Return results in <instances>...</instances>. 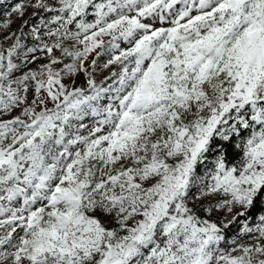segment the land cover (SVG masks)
<instances>
[{"label":"snow or ice","instance_id":"6c2138e0","mask_svg":"<svg viewBox=\"0 0 264 264\" xmlns=\"http://www.w3.org/2000/svg\"><path fill=\"white\" fill-rule=\"evenodd\" d=\"M29 5L18 0L9 15L23 16ZM31 6L59 13L41 19L45 27L59 24L48 31L57 40L43 47L72 62L57 69L61 59L52 56L13 77L19 37L0 51V116L25 105L21 115L0 119V264H264V0ZM154 16L174 18L169 27L143 22ZM69 38L83 47H63ZM97 48L110 56L104 67L121 66L108 87L84 65ZM78 72L89 77L87 89L68 90L62 74ZM32 81L36 99L28 103ZM37 104L45 106L38 111ZM89 115L98 118L90 130L83 123ZM230 145L239 153L231 163ZM217 149L214 168L199 176ZM197 184V199L224 197L201 209H226L231 219H203L189 206ZM253 213L258 222L250 226ZM240 217L253 242L225 252V229ZM18 229L22 235H14Z\"/></svg>","mask_w":264,"mask_h":264},{"label":"rangeland","instance_id":"374dc122","mask_svg":"<svg viewBox=\"0 0 264 264\" xmlns=\"http://www.w3.org/2000/svg\"><path fill=\"white\" fill-rule=\"evenodd\" d=\"M18 0H0V51L7 52V49L10 48L13 44L16 43L17 37H19L20 48L17 49V55L13 57L14 63L20 65L17 70H14L13 77L22 76L29 69L39 70L41 65L48 64L52 56L58 57L61 59V63L55 65L54 67L57 69L63 68L65 63H71V57L63 56L61 49L54 48L52 54L47 53L46 49H44V44H48L51 46L56 40V36H49L48 31L50 29H55L59 27V24H48L45 27L41 24V19L45 22L52 19L53 16L59 15L58 12H50L41 8H36L31 6V4H35L36 0H30V5L27 7V10L24 12L23 16L19 14L9 15L11 12V7L17 3ZM94 2H100V0H94ZM47 3L51 7L58 8L60 6V0H47ZM182 5H176L175 8H179ZM88 15L85 17V20L89 23L95 20L94 9L90 6L88 9ZM134 14V13H131ZM196 14L195 10L192 13ZM173 16H167L165 21H160L158 17H148L143 18V22L151 24L154 28L158 27H169L171 19ZM79 19V18H77ZM10 21V23H8ZM27 21V24L24 23ZM33 28H37L38 32H33ZM69 28L72 31H76L75 24L70 25ZM83 37H81L82 39ZM110 37L105 36L104 40L107 42ZM120 47L127 48L130 45L120 40ZM63 47H69L71 49H81L83 45H80L76 40L73 39H63L62 40ZM29 48L36 49L35 52H28ZM97 52L102 53L100 56H97ZM35 56L36 59L33 61L32 57ZM110 56L104 49L97 48L93 52L88 54V57L84 60V65L88 68L89 72L92 73V78H94L97 84H101L103 82L104 87H108L110 84H113L116 77H113V73H119L121 70V66L119 63H114L108 65V67H104L107 64ZM96 60L97 65L95 71L92 70V61ZM63 82L67 85L68 90H71L73 87H82L87 89V79L89 78L83 72L72 73V74H62ZM34 81L30 82V89L27 93V102L30 103L32 100L36 99V93L34 90ZM15 87V85H14ZM46 95V94H44ZM101 105H106L108 103L107 97L101 99L99 102ZM24 104L14 108L10 112L4 113L0 116V119H13L15 116L21 115L23 112ZM45 105L37 104V110L39 111ZM46 106L48 108H53L54 103L49 99L46 101ZM24 118V117H22ZM98 119L96 117H92L91 115L85 117L83 123L88 126V130H90L95 125V120ZM77 123V122H73ZM231 123V122H230ZM78 126V124H77ZM22 130V129H21ZM88 130H82L83 135L88 134ZM10 139V137H9ZM218 154V150H214L213 152L208 154V159L205 160L202 164H200L197 168V174L201 177L205 175L206 172L211 171L215 165V159ZM239 159V158H238ZM235 162V161H234ZM199 185L194 186L189 193V206L193 207L194 210L197 211V214L203 219H209L220 223L221 221L227 222V220L231 219V215L226 211V209H219L209 214L206 211L201 209V206L209 207L215 206L217 201L223 199V194H212L209 196H201L197 199L199 195L198 192ZM4 217H0L3 219ZM105 222L109 227H118L116 221L111 216H102ZM244 222V218L240 217L233 224H231L227 229H225V240L221 241L219 247L225 252H229L235 254L232 250L236 248L238 244H251L253 239L250 235H246L241 233V227ZM255 222H258V214H255L253 217L250 216L248 223L250 226H254ZM3 229H0V235H3ZM123 234V233H122ZM14 235H22V232L18 229L17 233ZM235 241V243H234Z\"/></svg>","mask_w":264,"mask_h":264},{"label":"trees","instance_id":"16d2710c","mask_svg":"<svg viewBox=\"0 0 264 264\" xmlns=\"http://www.w3.org/2000/svg\"><path fill=\"white\" fill-rule=\"evenodd\" d=\"M216 140H217V144H219L220 138L217 137ZM238 158H239L238 150H233L231 148V145H230L229 149H228V155H227L228 161L231 163V162H234L235 160H237ZM254 215H255V213L251 214L250 216L253 217Z\"/></svg>","mask_w":264,"mask_h":264}]
</instances>
